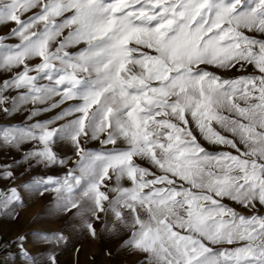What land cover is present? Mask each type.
I'll return each mask as SVG.
<instances>
[{
  "label": "snow or ice",
  "instance_id": "1",
  "mask_svg": "<svg viewBox=\"0 0 264 264\" xmlns=\"http://www.w3.org/2000/svg\"><path fill=\"white\" fill-rule=\"evenodd\" d=\"M0 28V181L64 167L19 187L140 264H264V0H0Z\"/></svg>",
  "mask_w": 264,
  "mask_h": 264
},
{
  "label": "rangeland",
  "instance_id": "2",
  "mask_svg": "<svg viewBox=\"0 0 264 264\" xmlns=\"http://www.w3.org/2000/svg\"><path fill=\"white\" fill-rule=\"evenodd\" d=\"M7 30L0 28V34L6 33ZM224 75L230 74L224 73ZM20 119V117L0 119V123L13 124L18 123ZM91 146L99 147L95 142ZM64 151L68 157H72L71 151L66 148ZM21 157L22 153L14 149L0 151V165L11 164L13 160H20ZM65 172L66 169L62 166L48 169L34 166L29 170L18 167L14 168L16 176L14 181L7 179L0 181V190L17 187L22 197V204L11 206L15 209L14 215L0 212V264H27L20 256L23 250H27L33 256L47 257L54 253L57 264H140L142 257L125 250L120 239L103 232L94 238L78 227L68 226L67 217L55 213V201L51 194L40 195L39 192H31L19 187L33 179L48 176L63 177ZM61 229L68 237V241L59 247L41 243L34 235L39 232L52 233ZM21 236L27 237L23 248L14 243ZM41 264L48 262L44 259Z\"/></svg>",
  "mask_w": 264,
  "mask_h": 264
}]
</instances>
